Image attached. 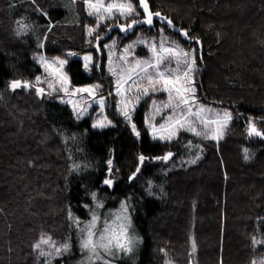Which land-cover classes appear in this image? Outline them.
I'll list each match as a JSON object with an SVG mask.
<instances>
[{"label":"trees","instance_id":"16d2710c","mask_svg":"<svg viewBox=\"0 0 264 264\" xmlns=\"http://www.w3.org/2000/svg\"><path fill=\"white\" fill-rule=\"evenodd\" d=\"M130 2L137 16L100 22L84 0H0V264H61L63 257L77 264L76 229L99 203H126L141 237L136 258L113 264H264V138L248 134L250 123L264 133V0H149L201 40L203 56L197 42L156 22L124 40L115 31L101 44L99 70L96 38L143 17L138 0ZM162 32L195 49L197 99L232 113L222 139L180 130L155 140L146 115L157 92L134 113L139 136L118 112L106 43L116 38L122 48L138 33ZM69 53L91 54L89 68ZM37 54L65 58L71 87L99 85L113 124L92 128V115L78 119L59 91L40 94ZM14 82L29 87L13 89Z\"/></svg>","mask_w":264,"mask_h":264},{"label":"snow or ice","instance_id":"6c2138e0","mask_svg":"<svg viewBox=\"0 0 264 264\" xmlns=\"http://www.w3.org/2000/svg\"><path fill=\"white\" fill-rule=\"evenodd\" d=\"M84 2L87 4V7L90 9L88 12L89 15H95L97 16L98 20L104 21L105 19H110L114 14H118L120 16L124 17H134L137 16L139 13H137L131 2L127 3H109L107 6H105L103 3L94 2V0H84ZM138 4L140 8L143 10V12L146 14V18L143 21H139V23H145L148 25H151L153 22V15L156 17H159V13H151L148 8L147 0H138ZM103 13V14H102ZM166 19V18H165ZM137 21H133L127 25V27L121 25L120 31L122 32H128L133 27H135V24ZM168 25L171 26V21H167ZM98 26V25H97ZM94 29L89 28L88 34L92 35ZM183 35L187 36V33H183ZM99 39V37H97ZM129 48H132V45L128 46ZM125 52L128 51V49L124 50ZM151 51L153 53V61H140L136 60L134 62V66L128 69H122V71H125L127 74L122 76H117L116 71H114L111 67L109 68L110 73L113 76H117L116 79V88H115V94L119 97H121L120 100V114L124 116V118L131 122V115L129 111V104L131 101L127 100L125 97L126 91H132L133 88L136 90V95L133 97L137 102L140 99V96H148L150 93V90L152 93H155L156 91H165L168 93V102L163 104L162 106L156 105V102L153 101L154 110L156 112H161V107L163 109H172V113L168 115H162L163 123L157 126L155 124L149 125V127L152 128L153 131V138H159V139H172L176 131L179 129H185L188 131L194 132L196 135H201V132H197L194 127H192V124L195 123L196 119L199 120V123L201 125H219L221 120L224 124H227L228 120L231 119V114L225 112L223 116L221 117L219 114H217V118L211 121H208L205 119L201 113L206 110L203 108V106H196L194 104L195 101V86L194 82L192 80V77L190 73H192L195 69L193 67L195 63L194 57H190L188 53H183L181 51H177L174 47H165L163 41L160 42V51H157L156 44L153 43L151 46ZM68 55H74L72 53H69ZM184 57L183 60L176 59L175 68L170 67L172 64V58L173 57ZM122 60L125 58L123 56L120 57ZM41 60L43 61V57H41ZM84 68L88 69L89 64L92 61L91 56H84ZM168 60V65H165V68L162 69L161 65L164 64V61ZM53 63H57L60 67H62L65 63H67L66 60H60L57 58L53 61ZM181 65H183V72L182 75H176L175 70H178L181 68ZM45 67H50L47 62H45ZM149 69H152L150 72ZM143 81L144 83L141 84L140 82ZM131 82V83H129ZM125 85H127V89H125ZM146 85V86H145ZM27 87V85H22L20 82H14L12 84V88H18V87ZM51 87V85H49ZM100 86L95 85L92 86V88H81L76 89V92H87L89 95L92 94V92L96 89H98ZM66 90V89H65ZM44 90L39 89L38 92L42 93ZM173 93H175V96H173ZM75 94V93H73ZM111 95V93H109ZM93 103H96L100 106L101 110L103 109L105 99L101 97L99 100H93ZM196 107V111H193V108ZM179 111H176V110ZM111 122L109 121L108 124ZM107 124L97 121L93 127H106ZM132 130L136 131L135 124L131 125ZM158 131L167 132V136H156V133ZM219 129H215L212 132V135L210 136L211 139L216 140L217 132ZM248 134L250 136L255 135L257 137H264V133L257 130L255 127V124L250 123ZM136 135L139 136V132H136ZM205 135L207 136V133L205 132ZM171 153L163 157L164 160H168L171 157ZM245 158L247 159V149H245ZM139 161L142 163L144 161V157H139ZM196 161L193 160L192 163H195ZM109 163H111L109 161ZM104 184L111 185L112 180L105 179ZM126 212V208H125ZM97 217L93 216L92 221L90 225L83 229V231H86L87 235L86 238L83 240L82 247L91 252L93 256H96L97 258L102 259L100 256V251L104 252L108 255H114V250L123 251L126 253L132 252V243L133 241L131 239H128L126 243H122L120 239L121 234H126V228L124 225L120 226V234H117L113 231L111 225H109L106 221L102 223L100 229L98 232L93 231V229L96 227L97 223ZM111 233V235H107ZM96 237V239H94ZM51 238L43 239L41 240V243L48 244L49 240ZM37 249L40 248V244H37L35 246ZM52 247H55V245H52ZM68 250V245H63V248H56L55 249V255H60L62 251L66 252ZM99 250V251H98ZM42 255H51L52 253H41ZM105 264H107V261H105Z\"/></svg>","mask_w":264,"mask_h":264},{"label":"rangeland","instance_id":"374dc122","mask_svg":"<svg viewBox=\"0 0 264 264\" xmlns=\"http://www.w3.org/2000/svg\"><path fill=\"white\" fill-rule=\"evenodd\" d=\"M94 2H97V0H94ZM99 2H101L105 6H107V4H109V3H127V2H130V0H99ZM87 9H88V11H90V9L88 7H87ZM100 22H102V21H100ZM124 39H121V40H124ZM162 41H163L165 47H174L175 49H177V51H181L183 53H188L190 57H194V59H195V53H194L195 49L194 48H191L190 50L183 49V47L181 45H179L177 43V41L175 39H173L172 36H170L164 32H162V34L159 37H149L145 34L138 33L135 38H132L130 41H128L122 48L117 47L116 38H114L110 42L106 43L105 48H106L107 54H108V63H107L108 72L110 73L109 68L111 67L114 71H116L117 76H122V75L127 74L125 71H122V69H128V68L133 67L134 62L136 60L153 61V53L151 51V46L153 43H155L156 47H157V51H160V42H162ZM129 45H132L133 47L129 48L128 47ZM138 47H143V49H147L149 51V54H147L145 56L140 55L138 53V50H137ZM92 48H93V46H92ZM125 49H128V51L125 52L124 51ZM72 54H74V55H69V56L70 57H80L76 53H72ZM84 56H91L92 57V55L88 53V54L81 56L80 58L83 59ZM121 56H123L125 59L122 60L120 58ZM41 57H43V61L41 60ZM57 58H59L60 60H66L65 58H62L60 56L47 57L46 55H43V54H37L36 55V60L43 67V73L38 76V78L36 79V83H35L37 90H39V89L44 90L40 94L59 91L60 92L59 96H58L59 101L62 103H68L73 108L74 114L78 119H81L84 116L89 115V114L92 115V128L102 129L100 127H93V125L98 120L107 124L106 127L112 125L113 123L110 120V117L108 116L107 111H106V97H103L105 99V103H104L103 109L101 110V108L98 104L93 103L94 99L99 100L101 98V96L98 97L96 94L97 89L94 90L91 95H89V93H87V92H76L75 91L76 89L92 88V86H95V85H85V86L76 87V88L71 87L69 80H68V76L64 70V65L66 63L62 67H60L57 63H53V61L56 60ZM92 59H93V57H92ZM176 59L183 60L184 57H182V56L181 57H173L172 58V64L170 65V67L175 68ZM45 62H47V64H49L50 67L46 68ZM165 65H168V60L164 61V64L161 65V68L164 69ZM183 67L184 66L181 65L180 69L175 70V74L176 75H182ZM193 67L195 70L192 73H190V75L192 77V80H193L194 86H195L194 74L198 68V65L196 64V62L194 63ZM149 71L151 72L152 69H149ZM117 76H113L115 82H116ZM129 83H131V82H129ZM140 83L143 84L144 82L141 81ZM49 85H51V87ZM127 87L128 86L125 85V89H127ZM115 88H116V83H115ZM195 89H196V86H195ZM156 92L159 93V95H161V96H160V98H156V99H153L151 101L150 107H149V109L147 111V115H146V124L150 130L152 137H153V131H152V128L149 127V125L155 124L158 128L159 125L164 122L162 119L161 113H163V115L166 116V115L172 113V111H173L172 109H163L162 107H161V112H159V113L154 110L153 101H155L156 105H158V106H162L163 104L168 102V93L167 92H165V91H156ZM73 93H75V94H73ZM150 93H152L151 90H150ZM135 95H136L135 88H133L132 91H126V93H125L126 99L131 101V103L129 104V111H130V115L132 117L131 122L127 121L124 118V116L123 115L122 116L125 119V121L130 124V126L132 124H135L134 120H133V116H134V113L136 112V109L139 107L140 103L144 100V98L147 97V96L141 95L139 101L137 102L133 98ZM173 96H175V93H173ZM195 98L196 99L194 101V104L196 106H203L204 109L210 110V111H205V112L201 113V115H203L206 120L211 121V120L216 119L217 114H219L222 117L225 112L230 113L231 118H232L233 115L229 109H227L223 106L217 107V106H214L212 104H207V103H203V102L199 101L197 99V91H195ZM120 100H121V97L118 96V103H117L118 112H120ZM176 111H179V110L177 109ZM193 111H196V107L193 108ZM230 120H228L227 124H224L223 121L221 120L219 125H212V124L201 125L199 123V120L196 119L195 123L192 124V127H194L197 132H201V136H204V137H210L212 135L213 130L218 128L219 129V131L217 132L218 138L216 140H219V139H222L225 130L227 129V127L230 124ZM109 121L111 122L110 124H108ZM103 128H105V127H103ZM180 130H186V128L177 130L175 136L172 139H174L178 135V132ZM136 132H138L137 129L134 133L136 134ZM189 132L194 133L192 131H189ZM205 132L207 133V136L205 135ZM167 135H168V133L163 132V131H158L156 133L157 137L167 136ZM172 139H170V140H172ZM155 140H162V139L156 138ZM170 140L169 139H163L162 141H170ZM102 206L103 205H101L100 203L98 205H96L93 212H92L90 220H88L87 222H85L81 226H78L76 229V233L78 234V236H81L80 241H81V250H82L81 255H79L77 258V260H78L77 264H92L93 262L98 261V260H101L104 262L107 261V263L113 264V263L122 261L126 258H129V257H131L133 259L136 258L138 248H140V246H139L140 242L139 241L141 240L140 239L141 237H140L139 233L137 232V230L133 224L132 215H131L129 207L127 206L126 203H120L117 207L102 208ZM125 208H126V212H125ZM93 216L98 218L97 223H96V227L93 229V231H96V232L99 231L102 223H104L105 221L109 225H111L113 231L117 234H120V226L124 225L126 228V234H121L120 239H121L122 243H126L128 239H131L133 241L132 252L126 253L123 251L114 250V252H115L114 255H108V254H105L104 252L100 251V256L102 257V259H100V258H97L96 256H93L91 252L85 250L82 247V243H83V240L86 238L87 233H86V231H83V229H86L90 225ZM107 235H111V233H109ZM94 239H96V237H94ZM60 259H61V264H65L66 261H69V263H71L70 259H67L64 257L60 258ZM74 264H76V263H74Z\"/></svg>","mask_w":264,"mask_h":264},{"label":"water","instance_id":"95a60500","mask_svg":"<svg viewBox=\"0 0 264 264\" xmlns=\"http://www.w3.org/2000/svg\"><path fill=\"white\" fill-rule=\"evenodd\" d=\"M147 3H148V8H149V11L153 14L155 13H159L160 16L159 17H156L155 15H153V22L151 25H148V24H145V23H139V21H143L145 18H146V14L143 12V10L141 9L142 13H143V17L142 18H139V19H135V20H132L130 21L129 23L133 22V21H137V23L135 24V27H133L130 31L128 32H122L120 31V26L123 25L125 27H127V25L129 24H124V23H114V24H111L110 26L107 27V30L104 34L98 36L99 39L96 38V42L95 44L93 45V48L96 50L98 56H99V61H98V69H100L101 65H102V62H103V53L101 51V44L106 41L115 31H119L120 34L122 35L121 36V39H124V38H127L131 35H133L136 30L141 27V26H145L149 29H152L155 27V23L156 22H159L160 24L162 25H165L167 26V28L170 30V31H173L175 33H178L181 35V37L186 40L189 44H192L194 42H197L200 46V56L202 57L203 56V52H204V47L202 45V42L200 39L198 38H191L190 37V32L191 30H188V29H183L179 26H177L174 21L168 17L167 15L163 14L162 12L160 11H153L152 8H151V4L149 2V0H147ZM140 7V6H139ZM166 18V19H165ZM167 21H171V26L168 25ZM183 33H187V36L183 35ZM21 83V82H20ZM22 84V83H21ZM25 85H27V87H29V83L26 82ZM256 127V126H255ZM257 128V127H256ZM248 129H249V125H248ZM258 130V129H257ZM260 131V130H259ZM261 138H264V137H261ZM110 165H111V168L113 167V162L110 161ZM111 180V179H110ZM113 185V181H112V184L110 185V187H112Z\"/></svg>","mask_w":264,"mask_h":264}]
</instances>
